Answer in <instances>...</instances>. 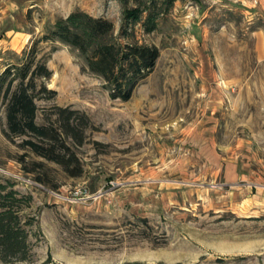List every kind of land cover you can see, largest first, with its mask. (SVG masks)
<instances>
[{"label": "rangeland", "instance_id": "1", "mask_svg": "<svg viewBox=\"0 0 264 264\" xmlns=\"http://www.w3.org/2000/svg\"><path fill=\"white\" fill-rule=\"evenodd\" d=\"M138 2L157 26L129 28L160 55L128 100L77 49L38 44L56 94L37 120L63 131L71 170L9 139L0 106V183L28 197L0 264H264V0H0V72L60 18L83 10L119 35Z\"/></svg>", "mask_w": 264, "mask_h": 264}, {"label": "trees", "instance_id": "2", "mask_svg": "<svg viewBox=\"0 0 264 264\" xmlns=\"http://www.w3.org/2000/svg\"><path fill=\"white\" fill-rule=\"evenodd\" d=\"M159 14L156 5L138 2L125 6L119 35L115 34L113 21L83 10L57 20L42 37L24 49L21 61L8 63L0 72V106L7 124L5 135L11 140L27 136L20 142L21 146L59 163L68 158L67 170H71L69 164L77 156L72 152L65 157L59 151L69 148L63 131L37 120V97L44 91L50 96L56 94V90L48 88L45 82L53 71L47 64V57H38L39 42L60 40L77 49L85 60L83 69L99 76L113 98L128 100L137 84L153 70L160 55L157 45L136 40L129 25L142 22L148 31L153 30ZM121 37L127 38L126 41H121ZM56 140H59V146L52 143ZM77 168L71 174L82 172L80 165ZM4 186L0 183V245L5 251L12 252L22 229L18 210L28 197L18 196L16 190L4 192Z\"/></svg>", "mask_w": 264, "mask_h": 264}]
</instances>
